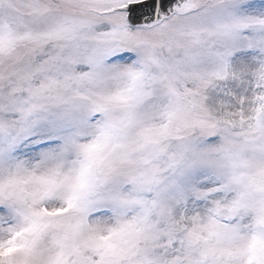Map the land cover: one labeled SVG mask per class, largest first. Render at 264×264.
<instances>
[{"label": "snow or ice", "instance_id": "6c2138e0", "mask_svg": "<svg viewBox=\"0 0 264 264\" xmlns=\"http://www.w3.org/2000/svg\"><path fill=\"white\" fill-rule=\"evenodd\" d=\"M0 264H264V0H0Z\"/></svg>", "mask_w": 264, "mask_h": 264}]
</instances>
